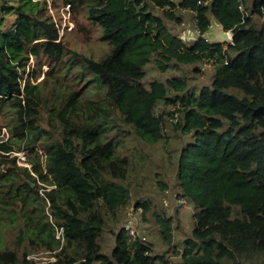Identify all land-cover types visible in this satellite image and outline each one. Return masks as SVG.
Listing matches in <instances>:
<instances>
[{
  "label": "trees",
  "instance_id": "trees-1",
  "mask_svg": "<svg viewBox=\"0 0 264 264\" xmlns=\"http://www.w3.org/2000/svg\"><path fill=\"white\" fill-rule=\"evenodd\" d=\"M151 1L176 24L190 11L202 33L213 17L232 42L187 44ZM66 6L79 32L84 20L100 27L105 52L60 35ZM152 60L163 70L212 60L216 71L200 89L186 75L148 87ZM0 117V264H35L40 251L51 264H168L125 220L104 248L109 222L138 197L119 151L126 131L181 142L172 161L196 223L179 264H264V0H0ZM135 203L172 243V217L150 196Z\"/></svg>",
  "mask_w": 264,
  "mask_h": 264
},
{
  "label": "rangeland",
  "instance_id": "rangeland-1",
  "mask_svg": "<svg viewBox=\"0 0 264 264\" xmlns=\"http://www.w3.org/2000/svg\"><path fill=\"white\" fill-rule=\"evenodd\" d=\"M150 5L154 13L163 17L170 31L182 38L185 37L184 40L187 44H191L193 40L200 37L196 36V39L193 38L192 34L187 30L188 28L194 29L195 26L192 19L193 13L190 11L182 9L177 10L175 14L183 15L184 21L181 24H176L166 16V10L156 6L152 1ZM65 9L67 10L62 9L61 11L62 23L61 27L59 25L60 35L62 36L65 34L69 40V44L82 52L93 54L96 57L105 52L108 49V44L100 38V27L85 21L84 17L80 15L84 20L83 22L86 24V31L79 32L76 28L75 19L70 13V6H66ZM82 15L85 16L83 12ZM211 22V25L215 22L213 17L211 18ZM209 33L212 32L210 31ZM209 33L205 32L207 38L211 42L220 41L224 44V47L228 46V41H221L216 36L212 38V34ZM48 68L49 66L47 64L43 66L45 71L48 70ZM146 70L147 73L143 80L148 87H150L151 82L154 80L164 82L167 78L173 76L186 75L191 77V86L200 89L211 83L216 67L212 60H204L197 64L175 63L163 70L155 60H152L147 64ZM41 76L39 78H41ZM31 79L34 80L32 75ZM163 107L164 106H159L158 109L160 110ZM1 123H3V119L0 117V124ZM122 127L126 130L130 129L126 124H122ZM5 130H7L6 127L0 129V137ZM5 134H8V132L6 131ZM120 134L119 151L121 154H129L130 160L132 161L129 181L133 187V195L137 192L138 197H152L157 205L156 209L172 217V243L167 242L163 238L158 223L149 222L147 220L149 217L153 218V215L148 213L146 215L147 218L143 216V208L136 207L135 202L138 197H134L132 200L133 203L128 207L130 210L128 212V217L126 213H124L121 222L118 223L117 226L114 225L113 221L109 222L110 231H107L103 237L105 251L110 252L115 245V235L112 232L113 227L116 229L125 220L126 223H134L133 226L138 229L143 236L147 237V240L153 243L154 252L165 255L168 264H179L182 259L183 240L192 236V229L196 223L194 216L196 209L194 203L188 200L186 196L180 195L179 192H183V189L178 187L176 180L179 167L172 161L173 152L181 148V142L179 143L176 138L170 137L167 143L160 140L156 143L149 144L144 139L137 136L134 131L129 134L127 131L125 133L121 132ZM184 138H187V136L182 134L180 140H185ZM161 180L166 182L167 185L161 187ZM154 209V207H151L150 211ZM34 257L36 259L35 264H51V262L55 260L50 251H40L35 253Z\"/></svg>",
  "mask_w": 264,
  "mask_h": 264
},
{
  "label": "water",
  "instance_id": "water-1",
  "mask_svg": "<svg viewBox=\"0 0 264 264\" xmlns=\"http://www.w3.org/2000/svg\"><path fill=\"white\" fill-rule=\"evenodd\" d=\"M215 22H217L216 19H215ZM210 31L212 33H209ZM205 32L206 33L208 32L209 34H212V38L215 37V36L218 37L221 41H228V42H230L231 39L233 38V34L231 33V31L230 30H226L224 28V26L221 23H219V22L216 23V26H214V24L213 25H210L209 28H208V30L205 31ZM204 35L206 36L205 33H204ZM206 38H207V36H206Z\"/></svg>",
  "mask_w": 264,
  "mask_h": 264
},
{
  "label": "built area",
  "instance_id": "built-area-1",
  "mask_svg": "<svg viewBox=\"0 0 264 264\" xmlns=\"http://www.w3.org/2000/svg\"><path fill=\"white\" fill-rule=\"evenodd\" d=\"M240 7L242 8V4H240ZM191 34H192V36H193V38H197L196 36H201L202 35V32H201V30L198 28V27H196V26H194V29H187ZM205 36V35H204ZM206 37V36H205ZM183 38H185V37H183ZM193 38H191V39H193ZM5 132H6V130H5ZM18 155H19V162L21 163V164H24V165H29L28 164V162H26V156L24 155V153H18ZM26 162V163H25ZM125 224H126V227L128 228V230H129V233L130 234H134V233H136L137 231H139L138 229H136L133 225H134V223H130V222H128V223H126V221H125ZM58 236H60V234L58 235ZM143 236V235H142ZM143 238H146L145 236H143Z\"/></svg>",
  "mask_w": 264,
  "mask_h": 264
},
{
  "label": "clouds",
  "instance_id": "clouds-1",
  "mask_svg": "<svg viewBox=\"0 0 264 264\" xmlns=\"http://www.w3.org/2000/svg\"><path fill=\"white\" fill-rule=\"evenodd\" d=\"M231 31V30H230ZM205 33V32H204ZM204 33H202V35L201 36H203V37H205L204 36ZM232 33V32H231ZM206 38V37H205ZM233 39V38H232ZM232 39H231V41L230 42H232ZM55 260H56V257L55 256H52ZM55 260H53V261H55Z\"/></svg>",
  "mask_w": 264,
  "mask_h": 264
},
{
  "label": "bare ground",
  "instance_id": "bare-ground-1",
  "mask_svg": "<svg viewBox=\"0 0 264 264\" xmlns=\"http://www.w3.org/2000/svg\"><path fill=\"white\" fill-rule=\"evenodd\" d=\"M216 23H217V22H214V26H216Z\"/></svg>",
  "mask_w": 264,
  "mask_h": 264
}]
</instances>
